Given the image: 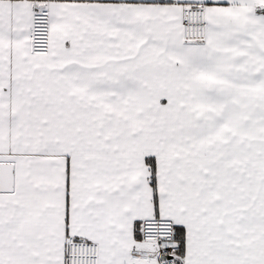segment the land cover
Masks as SVG:
<instances>
[{
	"label": "snow or ice",
	"instance_id": "obj_1",
	"mask_svg": "<svg viewBox=\"0 0 264 264\" xmlns=\"http://www.w3.org/2000/svg\"><path fill=\"white\" fill-rule=\"evenodd\" d=\"M0 264H264V0H0Z\"/></svg>",
	"mask_w": 264,
	"mask_h": 264
}]
</instances>
